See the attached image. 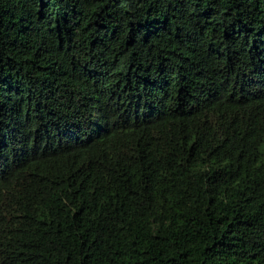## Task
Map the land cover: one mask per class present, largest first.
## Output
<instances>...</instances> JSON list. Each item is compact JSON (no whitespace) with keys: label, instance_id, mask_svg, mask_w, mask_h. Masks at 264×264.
<instances>
[{"label":"trees","instance_id":"1","mask_svg":"<svg viewBox=\"0 0 264 264\" xmlns=\"http://www.w3.org/2000/svg\"><path fill=\"white\" fill-rule=\"evenodd\" d=\"M0 264H264V0H0Z\"/></svg>","mask_w":264,"mask_h":264}]
</instances>
